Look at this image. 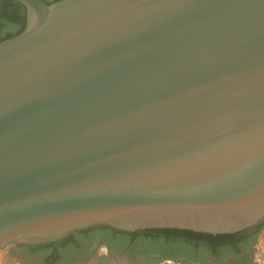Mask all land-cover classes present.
Returning a JSON list of instances; mask_svg holds the SVG:
<instances>
[{
  "label": "water",
  "instance_id": "water-1",
  "mask_svg": "<svg viewBox=\"0 0 264 264\" xmlns=\"http://www.w3.org/2000/svg\"><path fill=\"white\" fill-rule=\"evenodd\" d=\"M15 1L0 250L264 223V0Z\"/></svg>",
  "mask_w": 264,
  "mask_h": 264
},
{
  "label": "trees",
  "instance_id": "trees-1",
  "mask_svg": "<svg viewBox=\"0 0 264 264\" xmlns=\"http://www.w3.org/2000/svg\"><path fill=\"white\" fill-rule=\"evenodd\" d=\"M46 5H51L62 0H41ZM26 26V9L15 0H0V43L20 35ZM264 230V223L255 228L234 235L212 236L179 230H150L143 232L127 233L113 230L108 227L92 228L81 233L71 235L62 242L38 246V249L58 250L67 246L74 240L75 235L88 234L99 231L107 239L110 248H118L130 257L142 256L150 259L151 255H159V261H178L186 258L188 263L203 264L211 258H227L244 253L240 264H249L251 259L250 249L258 242ZM96 237L91 241H95ZM69 242V243H70ZM64 246V247H65ZM24 247V246H23ZM32 249L31 247H25ZM195 254V255H194ZM158 262V260H153ZM47 264H53L50 260Z\"/></svg>",
  "mask_w": 264,
  "mask_h": 264
},
{
  "label": "flooded vegetation",
  "instance_id": "flooded-vegetation-1",
  "mask_svg": "<svg viewBox=\"0 0 264 264\" xmlns=\"http://www.w3.org/2000/svg\"><path fill=\"white\" fill-rule=\"evenodd\" d=\"M81 232H83V231H81ZM81 232H79V233H81ZM74 234H76V233H74ZM94 237H96V241L90 248L89 247L88 248L83 247V245L87 244V242H91L94 239ZM75 239H77V243H76V246L72 250H70L68 252H64L63 250L66 247L65 246L66 244H65V245H63V247L61 246L60 249L56 250L54 252V254L49 257V260L53 264H81V263L87 261L89 258H91L93 252L95 250L97 252V248L99 246L102 247V249L100 251V253H101L100 255H101V258L104 260V264H144V263L153 262V260H158V261L160 260L159 255H151L150 259H147V258L142 257V256H137L135 258H132L128 254L125 253L126 250L130 249L129 247H126L123 251H119L118 248H110L107 245L106 237L104 235H102L99 231L89 232L88 234L75 235L74 240ZM13 247L19 249L20 251L41 250V249L37 248L38 246L37 247H31L32 249L25 248L26 246L23 247V246H14L13 245ZM27 247H29V246H27ZM250 254L252 256V250H250ZM244 256H245L244 253L233 256L232 259H226L225 264L232 263L233 261H236V262L240 261L242 258H244ZM176 262L181 263V264H191V263L187 262L186 258H182V257L180 258V260H178ZM251 263H252V259H250V261H249V264H251ZM192 264H200V263L197 262V263H192ZM203 264H222V258H211L210 260L203 262Z\"/></svg>",
  "mask_w": 264,
  "mask_h": 264
},
{
  "label": "rangeland",
  "instance_id": "rangeland-1",
  "mask_svg": "<svg viewBox=\"0 0 264 264\" xmlns=\"http://www.w3.org/2000/svg\"><path fill=\"white\" fill-rule=\"evenodd\" d=\"M77 239L68 243L63 251L68 252L72 250L76 246ZM95 241L87 242V244L83 245V247L90 248L95 243ZM101 249L102 247L99 246L97 248V252L95 250L91 258H89L87 261L81 264H104V260L101 258L100 255ZM250 250H252L251 264H264V230L260 235L258 242ZM55 251L56 250L54 249H45V250H37V251H32V250L20 251L19 249L10 246L4 250H0V264H47L49 257L53 255ZM232 258L233 256L224 259L222 258V264H225L226 259H232ZM144 264H181V263L174 261H158V262H150ZM228 264H239V262L233 261L232 263H228Z\"/></svg>",
  "mask_w": 264,
  "mask_h": 264
}]
</instances>
